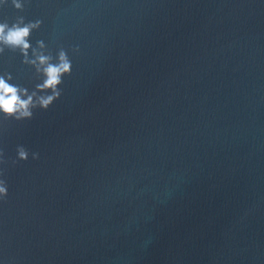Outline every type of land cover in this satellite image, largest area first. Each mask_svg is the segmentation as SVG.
Wrapping results in <instances>:
<instances>
[{
	"label": "water",
	"instance_id": "obj_1",
	"mask_svg": "<svg viewBox=\"0 0 264 264\" xmlns=\"http://www.w3.org/2000/svg\"><path fill=\"white\" fill-rule=\"evenodd\" d=\"M22 3L0 22L42 21L32 48L72 69L0 115V264H264V0ZM8 75L41 83L18 49Z\"/></svg>",
	"mask_w": 264,
	"mask_h": 264
},
{
	"label": "clouds",
	"instance_id": "obj_2",
	"mask_svg": "<svg viewBox=\"0 0 264 264\" xmlns=\"http://www.w3.org/2000/svg\"><path fill=\"white\" fill-rule=\"evenodd\" d=\"M8 3V0H0V5ZM12 6L22 11L24 4L22 0H11ZM42 21L25 22L23 17H18L14 23L9 25L8 22H0V54H3L4 48L12 51L19 50L23 56V63L31 65L41 79V83L35 86V89L29 92L27 88L20 87L13 83L11 75L0 76V115L5 119L15 121L30 120L33 116L34 109L47 110L59 97L61 91L59 86L62 84L63 77L71 74L72 62L68 53L61 48L54 58L51 53H45V43L37 42V48L33 49L29 43L31 33L39 30ZM32 51V58H29V51ZM78 53L79 48H74ZM17 160L27 161L29 152L23 146L17 147ZM4 153L0 151V164H4ZM32 158L38 159L37 153H32ZM3 171H0V177ZM8 196L7 183L0 179V200H5Z\"/></svg>",
	"mask_w": 264,
	"mask_h": 264
}]
</instances>
